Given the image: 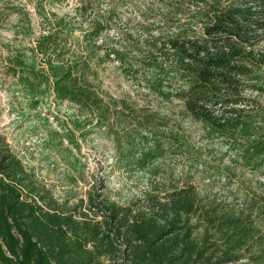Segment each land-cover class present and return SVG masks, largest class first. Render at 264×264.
<instances>
[{"label":"trees","instance_id":"trees-1","mask_svg":"<svg viewBox=\"0 0 264 264\" xmlns=\"http://www.w3.org/2000/svg\"><path fill=\"white\" fill-rule=\"evenodd\" d=\"M64 1L26 0L34 12L27 6L6 9L26 21L23 32L34 28L31 13L40 17L45 33L26 49L49 65L57 98L84 108L89 98L83 95L89 93L80 80L87 66L78 75L53 63L73 52L67 46L71 23L52 10ZM175 1H170L177 5L169 14L187 16L163 46L154 42L164 61L152 64L153 78H164L148 85L158 92L168 89L167 95L182 101L213 133H230L238 165L264 176V129L251 131L243 120L244 108H237L251 106L258 111L253 117L264 111L258 99L244 95L245 89L264 94V46L259 45L264 41V0ZM108 23L98 19L91 38L100 36ZM5 45L16 53L7 57L14 75H26L28 87L35 89L33 80L40 73L20 61L25 57L20 49ZM101 48L126 73L132 72L127 51L104 42ZM15 65L24 70L18 72ZM0 264H264V205L237 210L201 204L190 182L162 192L156 188L125 205L92 191L87 199H60L26 166L0 129Z\"/></svg>","mask_w":264,"mask_h":264},{"label":"rangeland","instance_id":"rangeland-1","mask_svg":"<svg viewBox=\"0 0 264 264\" xmlns=\"http://www.w3.org/2000/svg\"><path fill=\"white\" fill-rule=\"evenodd\" d=\"M25 1L0 0V129L56 197L78 201L92 191L125 205L143 200L156 188L162 192L190 182L201 204L237 210L264 205V176L238 165L230 133H213L182 101L167 95L168 89L158 92L148 85L164 78H153L152 64L164 61L154 42L163 46L187 16L169 14L177 5L170 1L175 0H65L52 7L71 23L67 46L73 50L53 63L65 64V70L71 67L78 75L87 66L80 80L89 93L83 95L89 98L84 108L57 98L49 65L42 55L27 51L35 37L45 33L40 17L31 13L34 28L23 32L26 21L6 9L27 6L34 12V5ZM98 19L109 23L100 36L91 38ZM103 42L128 52L134 62L131 73L107 55ZM5 44L20 49L25 54L20 61L40 73L39 80H33L35 89L28 87L26 75H14L7 57L16 53ZM244 95L264 105V94L245 89ZM237 108H244L243 120L251 131L264 129V111L253 117L258 111L251 106Z\"/></svg>","mask_w":264,"mask_h":264}]
</instances>
